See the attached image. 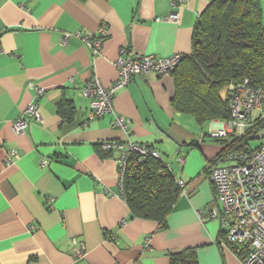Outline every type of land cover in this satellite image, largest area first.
I'll use <instances>...</instances> for the list:
<instances>
[{
    "label": "crops",
    "instance_id": "crops-1",
    "mask_svg": "<svg viewBox=\"0 0 264 264\" xmlns=\"http://www.w3.org/2000/svg\"><path fill=\"white\" fill-rule=\"evenodd\" d=\"M173 1L0 0V264H171L172 253L191 247L198 264H244L221 222L198 214L219 204L210 165L225 162L217 161L223 145L210 135L227 121L178 110L172 75H136L101 117L82 93L91 78L117 81L123 48L134 57L192 53L195 26L214 0ZM103 24L98 53L77 36L63 43L64 32ZM34 100L42 120L17 133ZM118 116L128 131L115 126ZM128 140L157 149L187 184L164 227L133 215L119 185L120 153L102 150L104 141Z\"/></svg>",
    "mask_w": 264,
    "mask_h": 264
},
{
    "label": "trees",
    "instance_id": "trees-1",
    "mask_svg": "<svg viewBox=\"0 0 264 264\" xmlns=\"http://www.w3.org/2000/svg\"><path fill=\"white\" fill-rule=\"evenodd\" d=\"M263 19L261 0H214L208 6L195 26L192 53L172 73L178 110L193 114L200 122L229 121V85L248 79L251 87L264 86ZM255 136L264 137V120L241 137H223L221 153L255 148L251 146ZM182 191L161 159L130 156L122 195L134 216L157 220L164 227ZM230 246L244 257L240 246ZM170 258L171 264H198L197 248L172 253Z\"/></svg>",
    "mask_w": 264,
    "mask_h": 264
},
{
    "label": "built area",
    "instance_id": "built-area-1",
    "mask_svg": "<svg viewBox=\"0 0 264 264\" xmlns=\"http://www.w3.org/2000/svg\"><path fill=\"white\" fill-rule=\"evenodd\" d=\"M185 0H174L173 5H180ZM107 34L106 25L90 34L80 32H64L63 43H67L73 36L80 37L87 45L98 53ZM184 58L182 54L167 56L145 55L134 57L128 53L127 48L121 50V55L116 60L119 77L112 86H106L103 81L94 77L89 79L82 88L85 97L90 98L92 115L101 117L113 111V98L116 92L127 86L139 74L155 72L161 76L172 75L173 71ZM36 95L42 96L45 88L36 86ZM229 106L231 119L226 127L211 133V137H226L228 134L241 137L264 120V86L254 88L249 85V80L231 83L228 87ZM30 119L42 120V113L36 101L26 107L23 115L15 121L14 128L17 133L25 132ZM130 121L118 116L115 126L125 131L129 130ZM262 133L259 132V135ZM258 135V136H259ZM254 139H259L256 138ZM102 150L105 153L117 151L120 153L119 185L123 194V182L131 155L141 159L154 157L161 159L160 152L145 144L132 141H104ZM10 157H15L17 151L12 149ZM222 154V153H221ZM219 155L217 161H227L228 164L210 165V179L217 191V199L222 208L200 210L199 217L202 221L209 219L219 220L225 231L226 243L240 246L244 251V264H264V137L260 144L247 150L232 149ZM183 161L182 158H180ZM10 162V158H7ZM43 164L46 161H42ZM162 172H165L163 169ZM178 184L187 193V184L178 180ZM84 245L76 246L74 256L80 259L85 254Z\"/></svg>",
    "mask_w": 264,
    "mask_h": 264
},
{
    "label": "rangeland",
    "instance_id": "rangeland-1",
    "mask_svg": "<svg viewBox=\"0 0 264 264\" xmlns=\"http://www.w3.org/2000/svg\"><path fill=\"white\" fill-rule=\"evenodd\" d=\"M261 5H262V8H263V12H264V0H261ZM263 20H264V19H263ZM258 144H260V139H254V140H251V146H252V147H256ZM223 164H228V162L225 161ZM218 207H219V208H222L223 205L219 202Z\"/></svg>",
    "mask_w": 264,
    "mask_h": 264
},
{
    "label": "bare ground",
    "instance_id": "bare-ground-1",
    "mask_svg": "<svg viewBox=\"0 0 264 264\" xmlns=\"http://www.w3.org/2000/svg\"><path fill=\"white\" fill-rule=\"evenodd\" d=\"M219 138H223V137H219ZM230 244V243H229Z\"/></svg>",
    "mask_w": 264,
    "mask_h": 264
}]
</instances>
